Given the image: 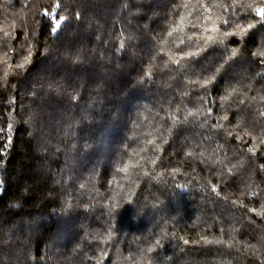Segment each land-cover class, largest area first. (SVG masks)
<instances>
[{"label":"trees","instance_id":"1","mask_svg":"<svg viewBox=\"0 0 264 264\" xmlns=\"http://www.w3.org/2000/svg\"><path fill=\"white\" fill-rule=\"evenodd\" d=\"M261 5L0 0V264H264Z\"/></svg>","mask_w":264,"mask_h":264},{"label":"snow or ice","instance_id":"2","mask_svg":"<svg viewBox=\"0 0 264 264\" xmlns=\"http://www.w3.org/2000/svg\"><path fill=\"white\" fill-rule=\"evenodd\" d=\"M58 8H59V4H57L56 7L53 8L51 14H50L47 10H44V12L42 13V14L45 15V16H49V15H50L51 18H52V21H53V26L51 27V32H52V34H56V33L58 32V30L60 29V27L63 25V23H64V22L66 21V19H67V17H65V16H63V15L59 16V19H55V16H56V10H57ZM252 10H253V12H254L256 15H258V16L260 17V22L264 23V5L257 6V7H255V8H253ZM225 11H227V9H225ZM77 18H79V14H77ZM184 19H185V17L182 15V16L180 17V22L182 23ZM223 23L226 24V23H228V21L225 20V21H223ZM195 26H199V25H195ZM254 27H255L254 24H249V25L247 26V28L241 29L239 34H240L241 36H244V35L247 34L248 30H250V29H252V28H254ZM212 30L215 31L216 28L213 27ZM174 31H176V27H175V26L173 27V29H172L171 31H169L168 35L171 36L172 33H173ZM225 35H226V36H228V35H236V33L229 32V33H225ZM209 40H212V37H209ZM180 42L183 43V40H181ZM237 52H238L237 49H232V51H231V56L229 57V59L235 57V56L237 55ZM261 54L264 55V53H261ZM191 55H198V53H192ZM254 55H256V53H254ZM27 62H28V58L25 59V63H27ZM174 62L179 63V61H174ZM225 63H227V60L225 61ZM262 63H264V61H262ZM15 67H16V68H23V67H24V64H23V63H22V64H17V65H15ZM222 67H223V65H221V68H222ZM219 70H220V69H217V72H219ZM214 78H215V77H213V79H214ZM209 83H211V80H205V81H204V85H205V86H206L207 84H209ZM223 99H227V97H224ZM209 111H211V109H209ZM11 127H12V126L9 125V131L11 130ZM0 131H2V130H0ZM229 135H232V133H229ZM11 140H12V137L9 136V137H8V146L11 145ZM165 142H166V141H165ZM149 143H151V141H149ZM141 151H144V149H141ZM249 151L252 152L253 154H255V152H256V148H255V147L249 148ZM141 159H144V158L141 157ZM148 162H149V163H154L155 161L152 160V159H150ZM139 163H140V161H136V164H139ZM128 167H129L128 165H125V167L122 168V169H120V170L126 172V171L128 170ZM261 167H264V165H262ZM144 174L147 175L148 173L145 172ZM215 190H216V186L213 185V191H215ZM129 202H130V198H129ZM115 207H116V208H120V205H116ZM253 211H254V210H253ZM156 243H157V245H159L160 241H157ZM185 243H188V242L185 241ZM223 243H228V242H227V241H223ZM148 251H149V252L153 251V248L150 247V248L148 249Z\"/></svg>","mask_w":264,"mask_h":264},{"label":"built area","instance_id":"3","mask_svg":"<svg viewBox=\"0 0 264 264\" xmlns=\"http://www.w3.org/2000/svg\"><path fill=\"white\" fill-rule=\"evenodd\" d=\"M4 147H5L4 144H0V150H1L2 148H4Z\"/></svg>","mask_w":264,"mask_h":264}]
</instances>
